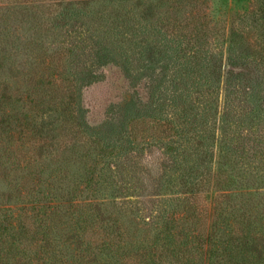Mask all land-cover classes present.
<instances>
[{"label": "rangeland", "instance_id": "rangeland-1", "mask_svg": "<svg viewBox=\"0 0 264 264\" xmlns=\"http://www.w3.org/2000/svg\"><path fill=\"white\" fill-rule=\"evenodd\" d=\"M261 1L128 0L118 6L116 0H97L85 8L76 3L65 8L63 0L52 13L42 8L40 24L53 28L44 30L36 46L49 53L62 48L66 70L76 76V84L66 112L57 105H39L38 128L48 135L54 151L69 143L72 134L87 135L97 147L107 148L97 158L103 167L96 175L99 195L116 214L120 210L123 220L136 223L172 210L174 197L190 193L186 185H196L199 203L209 210L217 191L214 175L222 167L236 176L240 189L264 193V171L254 175L259 160L251 153L222 167L220 163L226 154L222 149L234 152L238 141L223 139L224 128L229 135L264 137L261 56L231 35L234 28H251V9ZM9 3L0 0V47L9 56L0 81L5 73L22 77L24 83L26 74L16 68L33 60L34 42L29 39L34 28L24 27ZM61 9L67 11L65 18L53 24L49 14ZM198 11L217 20L211 24L218 27L201 34L193 31L186 22ZM257 16L264 23V12ZM232 69L241 75L229 84ZM234 84L237 92L228 96ZM227 105L235 108L229 121ZM242 139L238 142L248 148Z\"/></svg>", "mask_w": 264, "mask_h": 264}, {"label": "trees", "instance_id": "trees-1", "mask_svg": "<svg viewBox=\"0 0 264 264\" xmlns=\"http://www.w3.org/2000/svg\"><path fill=\"white\" fill-rule=\"evenodd\" d=\"M4 1L20 14L24 27L29 24V30L34 28L29 39L34 44L30 65L20 62L24 68H16L26 74L24 83L18 75L1 74L0 264H264V193L240 189L236 176L222 167L251 153L259 160L254 175L264 171V137L229 135L224 128L223 139L239 141L243 137L248 148L237 141L234 152L222 149L226 154H222L221 170L214 175L217 191L209 210L199 203L196 185H186L190 193L174 197L172 210H160L136 223L131 218L123 220L120 210L116 214L115 207L99 195L96 175L103 167H98L97 158L104 156L107 148L97 147L87 135L72 134L69 143L54 151L48 135L38 128L40 104L57 105L66 112L74 97L76 76L66 70V52L59 48L49 53L36 46L44 30L53 28L40 24L42 8L47 6L52 13L63 0L49 4ZM96 1L67 0L64 7L76 3L85 8ZM116 1L118 6L128 2ZM251 12L255 15L251 28H234L231 35H238L240 42L259 53L264 66V23L257 16L264 12V2ZM66 14L61 9L48 18L54 24ZM196 15L186 22L193 31L201 34L218 27L211 20L218 21L203 12ZM231 40L237 43L235 37ZM4 63H9V56L0 47V69ZM240 73L229 70V84ZM235 86L228 96L237 92ZM233 111L234 106L227 105L228 121ZM261 179L264 182V174Z\"/></svg>", "mask_w": 264, "mask_h": 264}]
</instances>
